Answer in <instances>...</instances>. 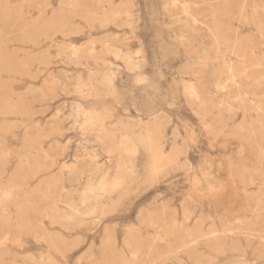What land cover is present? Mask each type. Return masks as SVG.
Masks as SVG:
<instances>
[{"label":"rangeland","instance_id":"1","mask_svg":"<svg viewBox=\"0 0 264 264\" xmlns=\"http://www.w3.org/2000/svg\"><path fill=\"white\" fill-rule=\"evenodd\" d=\"M195 263L264 264V0H0V264Z\"/></svg>","mask_w":264,"mask_h":264},{"label":"bare ground","instance_id":"2","mask_svg":"<svg viewBox=\"0 0 264 264\" xmlns=\"http://www.w3.org/2000/svg\"><path fill=\"white\" fill-rule=\"evenodd\" d=\"M231 76V75H230ZM79 214V213H78ZM220 233V232H219ZM205 236V235H204ZM208 236V235H207ZM252 236V235H251ZM192 237V236H191ZM206 237V236H205ZM201 241L203 240V239H200ZM199 241V240H198ZM261 241V240H260ZM203 242V241H202ZM199 243H201V242H199ZM205 244V243H204ZM215 244V243H214ZM186 245V244H185ZM184 245V246H185ZM207 245V244H206ZM219 245V244H218ZM191 246H194V245H191ZM196 246V245H195ZM197 247H199V245L197 246ZM216 247V246H215ZM216 249V248H215ZM184 250V249H183ZM214 250V249H213ZM179 251H181L182 252V249H180ZM188 251V250H187ZM215 251V250H214ZM189 252V251H188ZM200 252V251H199ZM199 252H196V255H197V253H199ZM187 254V253H186ZM199 255V254H198ZM187 256H188V254H187ZM198 258L200 257V256H197ZM195 260V262H196V259H194ZM193 260V261H194ZM198 260V259H197ZM200 262V261H199ZM196 264V263H195Z\"/></svg>","mask_w":264,"mask_h":264}]
</instances>
